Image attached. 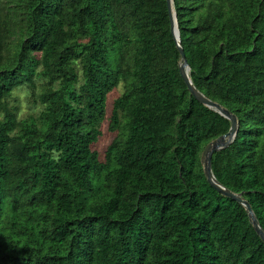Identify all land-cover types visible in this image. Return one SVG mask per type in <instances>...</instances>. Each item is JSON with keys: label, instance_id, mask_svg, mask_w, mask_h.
I'll return each instance as SVG.
<instances>
[{"label": "trees", "instance_id": "1", "mask_svg": "<svg viewBox=\"0 0 264 264\" xmlns=\"http://www.w3.org/2000/svg\"><path fill=\"white\" fill-rule=\"evenodd\" d=\"M172 3L193 85L238 119L212 173L264 229V0ZM179 60L166 0H0V264H264L203 171L230 121Z\"/></svg>", "mask_w": 264, "mask_h": 264}, {"label": "water", "instance_id": "2", "mask_svg": "<svg viewBox=\"0 0 264 264\" xmlns=\"http://www.w3.org/2000/svg\"><path fill=\"white\" fill-rule=\"evenodd\" d=\"M166 4H167V9H168V17L170 20V30H171L175 45L180 54L178 70H179V73L183 81L186 84L187 89L200 103L207 106L208 108L214 109L220 115H222L223 117H225L226 119L230 121V126H229L228 131L216 137L209 143H207L202 151L201 162H202L204 174L207 178V181L214 188H216L221 194L235 199L236 201H238L240 204L244 206L250 223L252 224L255 232L264 242V229L260 225L249 202L246 199H244L240 193L233 192L232 190L228 189L223 184H221L215 178V176L212 173V169H211V156L213 152L227 147L233 141L237 133V130H238V119L234 113L230 112L227 108L223 107L220 103L213 101L210 98L206 97L204 94L198 91L196 87L193 85L192 80L189 76V65L186 60L185 53L181 46V42L179 38V30L177 26L176 13L173 8L172 0H166Z\"/></svg>", "mask_w": 264, "mask_h": 264}, {"label": "rangeland", "instance_id": "3", "mask_svg": "<svg viewBox=\"0 0 264 264\" xmlns=\"http://www.w3.org/2000/svg\"><path fill=\"white\" fill-rule=\"evenodd\" d=\"M121 92V89L110 93L107 101L111 103L112 100L117 97ZM27 95L24 94L22 86L15 88L11 96L9 98L10 104L19 107V114L20 117H24L28 114L29 109H27ZM36 110V109H35ZM115 132H110L107 130L106 124L103 126V134L100 136L98 142L95 144V148L98 150L100 156L102 157L104 154V150L108 143L111 141L112 137L114 136Z\"/></svg>", "mask_w": 264, "mask_h": 264}]
</instances>
